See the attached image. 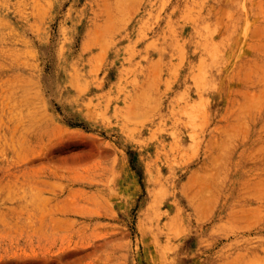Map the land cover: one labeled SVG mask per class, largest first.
Instances as JSON below:
<instances>
[{
    "label": "rangeland",
    "instance_id": "374dc122",
    "mask_svg": "<svg viewBox=\"0 0 264 264\" xmlns=\"http://www.w3.org/2000/svg\"><path fill=\"white\" fill-rule=\"evenodd\" d=\"M0 264H264V0H0Z\"/></svg>",
    "mask_w": 264,
    "mask_h": 264
}]
</instances>
